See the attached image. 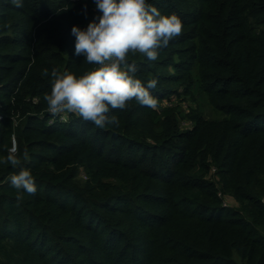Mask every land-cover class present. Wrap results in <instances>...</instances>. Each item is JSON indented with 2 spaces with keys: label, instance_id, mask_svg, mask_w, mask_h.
I'll list each match as a JSON object with an SVG mask.
<instances>
[{
  "label": "trees",
  "instance_id": "obj_1",
  "mask_svg": "<svg viewBox=\"0 0 264 264\" xmlns=\"http://www.w3.org/2000/svg\"><path fill=\"white\" fill-rule=\"evenodd\" d=\"M149 3L183 24L157 61L129 53L158 107L132 100L97 128L43 99L45 70L94 67L70 34L93 0L0 2V156L20 159L0 164V264H264V0ZM181 94L222 116L163 103ZM20 168L37 192L18 199Z\"/></svg>",
  "mask_w": 264,
  "mask_h": 264
},
{
  "label": "clouds",
  "instance_id": "obj_2",
  "mask_svg": "<svg viewBox=\"0 0 264 264\" xmlns=\"http://www.w3.org/2000/svg\"><path fill=\"white\" fill-rule=\"evenodd\" d=\"M11 3L22 6V0ZM93 3L99 15L84 28L73 25L70 34L74 38V55L94 67L82 75L56 69L49 74L45 70L44 75H50V91L43 99L52 117L74 114L97 128H104L118 125L116 115H110L111 110L123 111L132 100L150 109L158 107L150 92L158 81L153 78L142 82L137 77L136 64L128 62L129 53L157 61L160 50L181 34L183 24L175 14H162L149 0H93ZM22 155L25 161L30 159L27 150ZM0 164H9L14 169L20 164L15 143L5 156H0ZM7 179L17 190L18 199L25 193L37 192L28 168L14 171Z\"/></svg>",
  "mask_w": 264,
  "mask_h": 264
},
{
  "label": "rangeland",
  "instance_id": "obj_3",
  "mask_svg": "<svg viewBox=\"0 0 264 264\" xmlns=\"http://www.w3.org/2000/svg\"><path fill=\"white\" fill-rule=\"evenodd\" d=\"M193 89H194V86H193L192 90ZM192 98H193V95L190 97V96L181 94L174 101L169 102V101L164 100L163 103H166V106H171V107H174L175 109L177 108L178 109L177 113L179 110H183L186 113L192 107V108H197L200 111H202L203 114L205 115V117L208 119H217V118H220L222 116L219 111L213 109L207 103L203 94H200V95L197 94L195 97V100H192ZM64 119L66 120L67 117L64 116ZM181 123L185 124L187 122L182 121ZM225 202H226V204L230 203V206L237 205L234 201H232L229 198H227ZM234 257H235V259L238 260V256L236 254L234 255Z\"/></svg>",
  "mask_w": 264,
  "mask_h": 264
},
{
  "label": "built area",
  "instance_id": "obj_4",
  "mask_svg": "<svg viewBox=\"0 0 264 264\" xmlns=\"http://www.w3.org/2000/svg\"><path fill=\"white\" fill-rule=\"evenodd\" d=\"M1 118H2V117H1V115H0V120H1Z\"/></svg>",
  "mask_w": 264,
  "mask_h": 264
}]
</instances>
